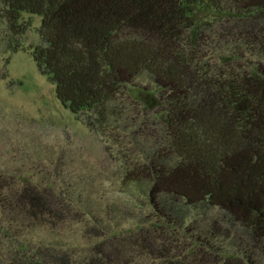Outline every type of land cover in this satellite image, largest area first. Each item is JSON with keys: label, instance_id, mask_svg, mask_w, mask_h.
Segmentation results:
<instances>
[{"label": "trees", "instance_id": "16d2710c", "mask_svg": "<svg viewBox=\"0 0 264 264\" xmlns=\"http://www.w3.org/2000/svg\"><path fill=\"white\" fill-rule=\"evenodd\" d=\"M1 4L13 50L30 26L21 13L41 16L24 49L64 106L118 140L110 201L124 210L102 214L50 174L0 170L3 264H264V0ZM145 72L153 88L137 83ZM126 101L136 117L121 137Z\"/></svg>", "mask_w": 264, "mask_h": 264}, {"label": "rangeland", "instance_id": "374dc122", "mask_svg": "<svg viewBox=\"0 0 264 264\" xmlns=\"http://www.w3.org/2000/svg\"><path fill=\"white\" fill-rule=\"evenodd\" d=\"M206 15L200 16L198 23L207 35H212L211 30L219 22L213 14ZM40 20L39 15L21 13L20 21H27L30 26L18 38L21 47L13 50L12 38L0 14V170L50 174L51 179L73 182L81 186L85 197L105 202L99 212L120 215L123 204L110 201L117 196L114 185L119 183L122 163L118 140L112 144L84 123V112L73 113L64 106L55 96L48 76L38 70L32 55L24 49L39 43ZM136 81L153 88V77L146 72ZM132 106L123 102V117L128 119L114 124L121 137V130L136 115L130 112ZM153 146L145 143L147 150Z\"/></svg>", "mask_w": 264, "mask_h": 264}]
</instances>
